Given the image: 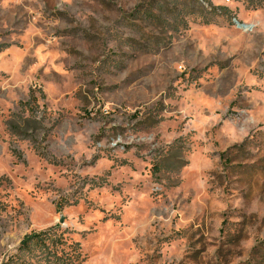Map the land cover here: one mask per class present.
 <instances>
[{"label":"rangeland","instance_id":"rangeland-1","mask_svg":"<svg viewBox=\"0 0 264 264\" xmlns=\"http://www.w3.org/2000/svg\"><path fill=\"white\" fill-rule=\"evenodd\" d=\"M74 259L264 264V0H0V264Z\"/></svg>","mask_w":264,"mask_h":264},{"label":"trees","instance_id":"trees-1","mask_svg":"<svg viewBox=\"0 0 264 264\" xmlns=\"http://www.w3.org/2000/svg\"><path fill=\"white\" fill-rule=\"evenodd\" d=\"M47 234H45V232H39V233H32V235H26L22 240H21V243L20 245L21 246H26V245H31V244H34L36 242H40L41 238H44L46 239L47 236H45ZM254 251V250H253ZM261 253V250H259L257 253L255 252V258L258 257V254ZM254 254V252H253ZM261 257V256H260ZM259 258V257H258ZM263 259V258H262ZM254 260V259H253ZM76 259H74L73 261V264H76Z\"/></svg>","mask_w":264,"mask_h":264},{"label":"water","instance_id":"water-1","mask_svg":"<svg viewBox=\"0 0 264 264\" xmlns=\"http://www.w3.org/2000/svg\"><path fill=\"white\" fill-rule=\"evenodd\" d=\"M238 27L245 29V25H242V24H238Z\"/></svg>","mask_w":264,"mask_h":264}]
</instances>
